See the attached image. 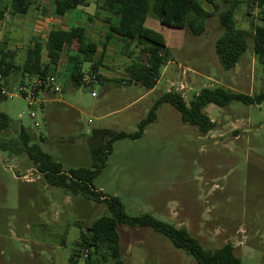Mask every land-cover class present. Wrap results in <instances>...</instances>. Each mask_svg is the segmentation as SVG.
<instances>
[{
	"label": "rangeland",
	"instance_id": "rangeland-1",
	"mask_svg": "<svg viewBox=\"0 0 264 264\" xmlns=\"http://www.w3.org/2000/svg\"><path fill=\"white\" fill-rule=\"evenodd\" d=\"M96 1L91 0L86 11L93 12ZM217 1L219 7L201 35L165 25L155 11H149L145 25L165 36L170 61L153 89L116 80L127 79L126 66L132 58L123 53L124 42L114 37L100 68L110 80L102 84L88 78L81 87L67 82L66 91L57 95L60 101L48 103V108L62 111L61 119L53 120L16 92L22 77L20 66L32 42L40 39L45 43L52 28H68L74 21L56 14L50 0L39 1L40 7L34 4L26 14L12 12L11 0H0V9L7 11L0 20V47L21 45L11 48L17 52L15 72L8 81L14 93L0 102V111L10 118L8 129L0 131V140L18 138L24 125L64 171L93 168L108 139L120 131H137L140 121L167 91L181 92L187 103L205 87L221 86L251 96L260 93L264 90V63L256 58L251 38L235 67L226 69L220 62L215 49L223 33L219 13L228 4ZM260 1L241 0L235 12L238 27L264 25V3ZM204 5L213 9L211 4ZM82 17L85 19L84 14ZM95 18L91 15L79 24L87 28L89 37L101 42L105 17ZM9 27L19 33L6 40L2 37ZM74 48L75 44L64 51L54 73L68 68V53ZM43 54L46 58V48ZM84 67L88 75L90 63ZM32 111L37 113L35 118ZM204 111L216 122L207 133L183 121L175 106L162 103L157 118L140 137L112 141L111 151L93 179L94 189L108 197L118 196L132 215L150 213L186 226L207 249L231 243L241 264H264V101L209 103ZM35 121L41 125L36 127ZM109 214L105 203L50 184L26 153L10 154L0 146V264H70L81 232ZM119 232L125 264H199L149 226H120ZM130 232L136 245L131 258L124 249V238ZM155 240L162 246L154 247ZM41 250L45 257L39 254ZM48 254L54 256L53 262L46 259Z\"/></svg>",
	"mask_w": 264,
	"mask_h": 264
},
{
	"label": "trees",
	"instance_id": "trees-1",
	"mask_svg": "<svg viewBox=\"0 0 264 264\" xmlns=\"http://www.w3.org/2000/svg\"><path fill=\"white\" fill-rule=\"evenodd\" d=\"M42 0H11L15 13L26 14L29 9ZM228 4L219 13V21L223 28L222 35L216 40L215 49L221 64L231 69L239 62L241 55L248 48V40H253V51L258 60L264 63V25H255L252 29L237 26L235 12L241 0H222ZM55 13L63 16L69 10L80 6H89L91 0H51ZM97 12L108 14L104 20L108 23V32L103 41H93L87 34L85 26L76 25L68 29L53 28L49 32L46 42L36 39L27 48L26 57L20 66L21 82L34 76H47L55 71L64 51L76 48L68 53V68L64 82H71L74 87H81L87 73L84 64L90 63L88 75L94 79H102L99 70L104 66L108 45L114 35L123 42L125 52L131 62L126 66L127 79H116L122 84H140L153 89L169 62L165 36L155 29L145 25L148 12L152 9L161 23L178 28H188L194 35H201L206 31L207 20L215 14L219 7L217 0H97ZM204 2L211 4L208 9ZM261 5L264 0L260 1ZM5 17V11L0 9V20ZM46 48V58L43 49ZM138 49L136 57H132ZM16 50L6 46L0 47V72L8 83L15 72ZM125 82V83H124ZM65 85V84H64ZM7 98L0 91V102ZM245 104H260L264 101V90L251 96L225 87L202 88L194 98L187 103L183 94L177 90L163 93L154 103L148 115L139 123V128L133 133L120 131L107 141L105 151L93 168L80 167L66 172L62 164L50 153L44 152L34 139V132L21 125L18 138H2L0 146L10 154L26 153L38 171L43 173L47 181L58 187L81 194L106 204L110 214L102 215L94 220L81 232L76 247L70 255V264H125L120 245V226L145 227L166 236L177 248L192 255L199 264H241V259L235 254L234 246L226 243L215 249L205 248L200 240L192 235L186 226H176L169 221L159 220L150 213L132 215L128 213L118 196H105L96 191L93 179L101 167V163L111 151L112 141L118 138H138L147 125L157 118V109L162 103L175 106L182 115V120L198 126L202 133H207L216 126V122L204 111L209 103L220 106L232 101ZM9 116L0 111V131L8 129ZM88 249V256L82 255V250ZM97 258H94V255ZM112 259V262L109 259Z\"/></svg>",
	"mask_w": 264,
	"mask_h": 264
},
{
	"label": "crops",
	"instance_id": "crops-1",
	"mask_svg": "<svg viewBox=\"0 0 264 264\" xmlns=\"http://www.w3.org/2000/svg\"><path fill=\"white\" fill-rule=\"evenodd\" d=\"M51 1V0H50ZM92 3V2H91ZM91 3H90V5H91ZM80 6V7H78L77 9H74V10H77V11H79L78 13H75V12H73V10H69V11H67L66 13H65V15H63V16H67V17H70L71 18V20H73L74 22L71 24V26L70 27H68V28H71L72 26H76V25H80L79 23L80 22H82V20H83V22H85L86 20H88V19H90L91 18V15H95V17L97 18V20H98V18L99 19H101L102 17H107L108 16V14H106L105 12H100L98 15H96V12H97V2H96V5H95V10L93 11V12H90V11H86V10H88L91 6ZM11 9H13V6H12V8ZM12 12H14V10H12ZM80 12H82L81 14H80ZM15 13V12H14ZM149 13V12H148ZM85 15V19H83V17H82V15ZM104 14V15H103ZM6 15H7V11H5V17L4 18H6ZM4 18L2 19V20H4ZM95 18V19H96ZM103 25H102V28H103V30H105L104 31V34L106 35V33L108 32V23L104 20L103 21ZM12 25V24H11ZM83 26V25H82ZM67 27H65V28H63V29H68ZM86 28V27H85ZM53 29V28H52ZM6 31L7 32H9L6 36H3L2 38H4V39H6V40H8L9 38H15V36L17 35V33H19V32H16V30H14L15 32H13V30H10V27L9 28H6ZM51 31V30H50ZM49 31V32H50ZM98 31H100L99 29H98ZM86 32H87V28H86ZM49 34V33H48ZM114 37H116V38H118L119 39V41H122L117 35H114ZM113 37V38H114ZM21 38V41H22V36L20 37ZM91 38V37H90ZM112 38V39H113ZM93 41H96V42H98L97 40H95V38H91ZM112 39H111V41H110V43H109V45H108V49L107 50H109V47H110V45H111V43H112ZM32 44H33V42H32ZM31 44V45H32ZM30 45V46H31ZM118 45V44H117ZM15 46H21L20 44H18V43H16V44H14V46H9L8 48H14ZM170 63V61L167 63V65H165V67H164V69H163V72H166V70L168 71V69H169V67H167L168 66V64ZM99 73L102 75V79H100L99 80V82H101L102 84H105V82H107L108 80H110L109 79V77L107 76V75H104L100 70H99ZM59 75V77H60V79H61V82H62V85H63V89H62V92H64V91H66V88H67V83H65L64 82V79H65V77H66V75H67V71L66 70H64V71H62L61 72V74H58ZM21 76H22V74H21ZM88 76V75H87ZM65 84V85H64ZM56 96V98L55 99H53V100H51V101H48L46 104H45V106H44V111H43V113H47L48 114V116L50 117V118H52L53 120H60L61 119V117H62V111L60 110V108H53V109H51V108H48L47 106H48V103H51V102H54V101H60V99L57 97V95H55ZM48 111V112H47ZM212 119V118H211ZM213 120V119H212ZM210 132V131H209ZM45 137V135L44 134H41L40 135V138H44ZM42 174V173H41ZM31 179V178H30ZM33 182H34V179H31ZM129 234V233H128ZM130 237L129 238H127V237H125L124 238V249H125V253L128 255V256H130V258H131V254H132V252H133V250H134V248H136L135 246V243H133V241H134V233L133 232H130ZM159 242H161V241H159V240H155V241H153V245H154V247H161L162 246V244L161 243H159ZM120 245H121V240H120ZM121 250H122V246H121ZM39 254L42 256V257H45V250H41L40 252H39ZM49 255V254H48ZM122 256H123V253H122ZM50 258H51V260H52V262H53V260H54V256H51L50 257V255L49 256H47V260H50ZM124 261H125V259H124ZM126 262V261H125Z\"/></svg>",
	"mask_w": 264,
	"mask_h": 264
},
{
	"label": "built area",
	"instance_id": "built-area-1",
	"mask_svg": "<svg viewBox=\"0 0 264 264\" xmlns=\"http://www.w3.org/2000/svg\"><path fill=\"white\" fill-rule=\"evenodd\" d=\"M95 76H86L87 79H94ZM125 83V82H124ZM63 85L59 75L54 72L47 76H34L31 80L28 79L27 82H20L16 87V92L25 98L32 107L38 108L40 111H44V106L48 101H51L56 98L55 95H58L62 92ZM0 91L2 95L6 97L8 95H13L14 90H11L6 82L5 76L0 72ZM95 95V93H93ZM60 99V98H59ZM31 117L35 118L37 113L35 111L31 112ZM35 126L39 127L41 124L39 121H35ZM29 179V178H27ZM89 250L83 249L82 255L84 257L88 256Z\"/></svg>",
	"mask_w": 264,
	"mask_h": 264
}]
</instances>
